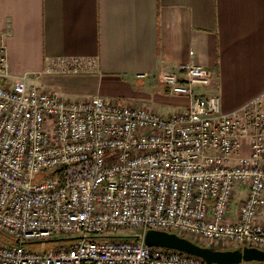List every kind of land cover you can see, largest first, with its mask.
Wrapping results in <instances>:
<instances>
[{
    "label": "built area",
    "instance_id": "built-area-1",
    "mask_svg": "<svg viewBox=\"0 0 264 264\" xmlns=\"http://www.w3.org/2000/svg\"><path fill=\"white\" fill-rule=\"evenodd\" d=\"M52 64L74 73L93 66ZM159 81L187 106L162 115L98 95L66 100L13 76L0 42V264H206L146 245L147 230L264 250V92L222 112L216 94L194 90L211 82L198 63L162 70ZM55 239L76 241L26 247Z\"/></svg>",
    "mask_w": 264,
    "mask_h": 264
},
{
    "label": "crops",
    "instance_id": "crops-1",
    "mask_svg": "<svg viewBox=\"0 0 264 264\" xmlns=\"http://www.w3.org/2000/svg\"><path fill=\"white\" fill-rule=\"evenodd\" d=\"M0 42L10 73L44 89L78 75L53 60L77 58L93 63L79 72L95 95L106 99L103 87L118 84L147 88L159 110L187 106L159 73L191 61L211 72L210 84L194 90L216 94L222 112L264 92V0H0ZM236 196L233 215L243 187ZM259 215L264 220V206Z\"/></svg>",
    "mask_w": 264,
    "mask_h": 264
},
{
    "label": "rangeland",
    "instance_id": "rangeland-1",
    "mask_svg": "<svg viewBox=\"0 0 264 264\" xmlns=\"http://www.w3.org/2000/svg\"><path fill=\"white\" fill-rule=\"evenodd\" d=\"M78 75H70V77L66 78V81L63 83L61 82L59 86H56V89L60 93V95L66 99V100H76V99H82L85 97H89L92 95H95L96 93V87L95 85L90 84L87 80H85L84 77H82L83 73L77 72ZM80 74V75H79ZM119 86H106L103 87L107 92L108 95L106 96L107 101L111 102H116L119 104H126L130 106H135L134 104L136 101H144V103H149L148 100L151 98V90L150 89H141V90H135V93L132 92V87L131 86H125L122 84H118ZM139 85V83H138ZM52 88V87H51ZM150 92V93H147ZM147 94H150L147 96ZM151 105L152 108L149 106ZM144 104L142 106L147 107L150 110H153L157 113H160L162 115H167L171 113H175L181 110L174 104H170L169 102L164 105V109L159 110L158 107H155L153 104ZM184 109V108H182ZM236 197L233 199V205L232 208H234V204L236 205ZM134 230L127 229V228H119L117 230V234H130L133 233ZM65 237V234H61L58 238H63ZM2 236L0 235V239ZM76 240L75 239H55V240H44V241H33V242H28L26 244L27 249L33 250L36 252H47L53 248H55L58 245V242H61L63 245H69L74 243ZM13 242V241H11ZM219 249H233L232 247L225 246V247H220L218 246H211ZM243 246H238V248H242Z\"/></svg>",
    "mask_w": 264,
    "mask_h": 264
},
{
    "label": "water",
    "instance_id": "water-1",
    "mask_svg": "<svg viewBox=\"0 0 264 264\" xmlns=\"http://www.w3.org/2000/svg\"><path fill=\"white\" fill-rule=\"evenodd\" d=\"M144 243L148 246L182 251L201 258L206 264H235L241 261L264 262V250L256 247L243 246L242 248L233 249H214L167 231L147 230L144 235Z\"/></svg>",
    "mask_w": 264,
    "mask_h": 264
}]
</instances>
